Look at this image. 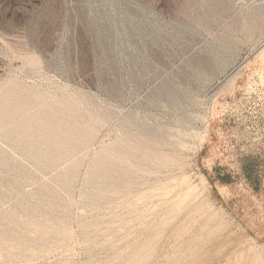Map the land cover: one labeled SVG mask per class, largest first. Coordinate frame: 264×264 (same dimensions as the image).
Wrapping results in <instances>:
<instances>
[{
    "label": "rangeland",
    "instance_id": "rangeland-1",
    "mask_svg": "<svg viewBox=\"0 0 264 264\" xmlns=\"http://www.w3.org/2000/svg\"><path fill=\"white\" fill-rule=\"evenodd\" d=\"M0 0V264H264V0Z\"/></svg>",
    "mask_w": 264,
    "mask_h": 264
},
{
    "label": "bare ground",
    "instance_id": "bare-ground-1",
    "mask_svg": "<svg viewBox=\"0 0 264 264\" xmlns=\"http://www.w3.org/2000/svg\"><path fill=\"white\" fill-rule=\"evenodd\" d=\"M246 1L247 0H240V2L238 3V5L244 4V3H246ZM252 1L253 2H256V3L260 2V0H252Z\"/></svg>",
    "mask_w": 264,
    "mask_h": 264
}]
</instances>
